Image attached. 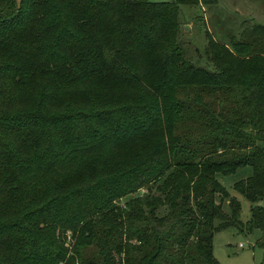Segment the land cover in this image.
<instances>
[{
	"label": "trees",
	"instance_id": "trees-1",
	"mask_svg": "<svg viewBox=\"0 0 264 264\" xmlns=\"http://www.w3.org/2000/svg\"><path fill=\"white\" fill-rule=\"evenodd\" d=\"M216 4L0 0V264H217L214 234H264V24L191 55L179 8Z\"/></svg>",
	"mask_w": 264,
	"mask_h": 264
},
{
	"label": "rangeland",
	"instance_id": "rangeland-1",
	"mask_svg": "<svg viewBox=\"0 0 264 264\" xmlns=\"http://www.w3.org/2000/svg\"><path fill=\"white\" fill-rule=\"evenodd\" d=\"M146 1L162 3L171 0ZM179 14L183 30L180 29V32L182 35H186L185 40L188 42L187 49L189 53L192 55L194 44L199 54L202 55L203 30L205 28L212 32V27L220 20L224 22L231 21L232 28L240 20H250L264 24V0H217L216 6L211 9L181 6ZM183 26L187 27L188 32L183 29ZM241 170L237 174L225 178L223 185L229 195L239 202L238 220L245 225L250 219V204L230 188L231 182L242 176ZM259 204L264 209V201ZM223 209L228 212L226 204L223 205ZM262 237L264 239V234L259 230H252L247 233L244 230L239 231L235 227H229L214 234L212 240L213 258L217 264H264V243L260 245Z\"/></svg>",
	"mask_w": 264,
	"mask_h": 264
},
{
	"label": "water",
	"instance_id": "water-1",
	"mask_svg": "<svg viewBox=\"0 0 264 264\" xmlns=\"http://www.w3.org/2000/svg\"><path fill=\"white\" fill-rule=\"evenodd\" d=\"M183 29H184L186 32H188V29H187L186 26H183Z\"/></svg>",
	"mask_w": 264,
	"mask_h": 264
}]
</instances>
